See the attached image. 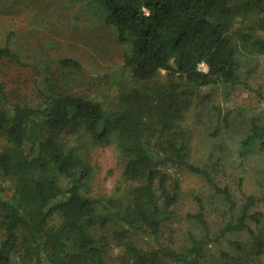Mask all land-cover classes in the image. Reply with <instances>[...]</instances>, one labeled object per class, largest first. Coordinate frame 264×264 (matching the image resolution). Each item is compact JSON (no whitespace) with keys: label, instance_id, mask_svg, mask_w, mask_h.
I'll return each mask as SVG.
<instances>
[{"label":"trees","instance_id":"obj_1","mask_svg":"<svg viewBox=\"0 0 264 264\" xmlns=\"http://www.w3.org/2000/svg\"><path fill=\"white\" fill-rule=\"evenodd\" d=\"M7 1L10 0L0 3ZM86 1L92 15L115 29L119 43L128 49L123 71L130 80L149 84L165 73L169 82L156 90L132 88L129 94H120L118 106L110 115L102 103L53 93L45 72L40 74L38 90L46 100L44 108L8 104L0 86V173L13 182L9 196L0 187V229L4 233L0 264L12 263L21 236L42 256L43 264H63L71 249L79 262L106 264L90 237L94 229L112 225L122 238L146 231L157 235L178 201V194L168 192L169 177L162 167L185 169L202 177L228 204L231 213L235 209L228 189L219 187L207 170L188 163L185 142L177 141L171 133L164 141L160 138L169 131L180 97L193 96L202 88L238 82L240 62L228 37L230 0ZM235 2L244 12L264 8V0ZM263 29L261 18L250 21L239 33L245 61L264 53V41L255 39ZM0 57L15 58L22 64L21 56L7 49L0 51ZM200 65L206 67L205 73L198 69ZM61 66L75 72L82 70L70 59L62 61ZM70 126H80L95 145L116 137V150L125 159L123 176L130 184L121 199L89 198L92 171L83 152L66 146L57 136ZM153 146L159 147L162 154L154 153ZM238 148L242 162L250 155L262 156L264 126L252 121ZM60 177L65 187L59 183ZM257 203L255 197H245L238 219L220 237L244 231L248 221H264V214H251ZM55 216L60 224L50 227ZM187 218L201 227V240L190 237L189 247L182 252L131 248L132 257L140 262H156L161 256L174 264H199L215 240L210 238L200 205L199 212Z\"/></svg>","mask_w":264,"mask_h":264},{"label":"rangeland","instance_id":"obj_2","mask_svg":"<svg viewBox=\"0 0 264 264\" xmlns=\"http://www.w3.org/2000/svg\"><path fill=\"white\" fill-rule=\"evenodd\" d=\"M86 3V0L0 3V51L17 53L22 61L20 64L15 58L0 57V86L8 104L44 108L46 100L38 92L42 72L48 77L51 84L48 88L53 93L102 103L108 115L118 106L120 94H129L132 88L156 90L168 84L165 73L149 84L130 80L123 71L128 49L119 43L115 29L92 15ZM230 8L228 37L240 62L238 82L202 88L193 96L180 97L169 131L160 138L164 141L171 133L177 141L185 142L188 163L207 170L219 187L228 189L235 209L231 213L228 204L202 177L185 169L162 167L161 171L169 177L168 192L178 194L170 219L155 236L146 231L122 238L112 225L91 231L90 237L106 264H174L161 256L156 262L136 261L130 249L185 251L190 237L199 241L203 236L201 227L187 218L199 212V205L210 238L215 240L208 245L199 264H264V221H248L244 231L227 232L220 237L238 219L245 197L258 200L251 214H264V153L250 155L245 162L238 158L239 143L250 130L252 121L264 126V53L245 61L239 33L250 21L264 18V8L260 12H244L235 0H230ZM255 39L264 41V29L258 31ZM69 59L79 63L82 70L63 68L62 61ZM198 69L206 72L204 65ZM57 136L66 146H75L83 152L92 171L89 198L108 201L123 197L130 184L123 176L125 159L116 150L115 136L103 145H95L80 126L62 129ZM153 152L162 154L159 147L153 146ZM59 183L66 186L61 177ZM12 185V180L0 173V187L7 196L12 193ZM49 224L58 226L59 217L55 216ZM3 240L0 229V243ZM70 254L74 255L64 257L63 264H84L74 257V249ZM41 257L21 236L11 264H43Z\"/></svg>","mask_w":264,"mask_h":264}]
</instances>
